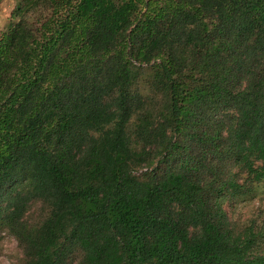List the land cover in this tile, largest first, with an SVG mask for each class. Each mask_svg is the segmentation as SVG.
<instances>
[{
    "label": "trees",
    "instance_id": "obj_1",
    "mask_svg": "<svg viewBox=\"0 0 264 264\" xmlns=\"http://www.w3.org/2000/svg\"><path fill=\"white\" fill-rule=\"evenodd\" d=\"M10 19L0 228L24 264H264V221L225 209L264 184V0H18Z\"/></svg>",
    "mask_w": 264,
    "mask_h": 264
},
{
    "label": "rangeland",
    "instance_id": "obj_2",
    "mask_svg": "<svg viewBox=\"0 0 264 264\" xmlns=\"http://www.w3.org/2000/svg\"><path fill=\"white\" fill-rule=\"evenodd\" d=\"M17 1L0 0V34L10 23V13ZM37 207L33 205L27 212L29 219L37 216ZM225 209L229 217L240 225L247 224L251 219L264 221V184L258 186L253 194L241 197L233 205L225 203ZM0 264H24L17 239L4 228H0Z\"/></svg>",
    "mask_w": 264,
    "mask_h": 264
}]
</instances>
